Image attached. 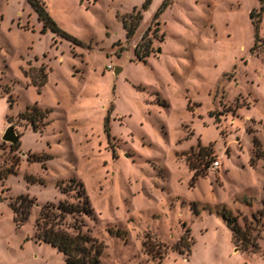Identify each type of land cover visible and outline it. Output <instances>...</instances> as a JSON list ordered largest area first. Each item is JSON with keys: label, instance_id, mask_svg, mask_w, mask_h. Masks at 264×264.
I'll list each match as a JSON object with an SVG mask.
<instances>
[{"label": "rangeland", "instance_id": "obj_1", "mask_svg": "<svg viewBox=\"0 0 264 264\" xmlns=\"http://www.w3.org/2000/svg\"><path fill=\"white\" fill-rule=\"evenodd\" d=\"M42 1L58 29L28 0H0V264H65L35 224L77 182L101 264H264L261 2L152 0L128 38L121 17L146 0ZM34 104L49 109L37 127L19 115ZM199 144L213 149L201 174L188 159ZM222 207L258 250L236 243Z\"/></svg>", "mask_w": 264, "mask_h": 264}, {"label": "trees", "instance_id": "obj_2", "mask_svg": "<svg viewBox=\"0 0 264 264\" xmlns=\"http://www.w3.org/2000/svg\"><path fill=\"white\" fill-rule=\"evenodd\" d=\"M28 1L37 12L39 19L43 21V30H45L46 27L58 29L42 0ZM151 1L152 0H146L142 8L134 7L129 13L122 15L121 22L128 38L131 37L139 27L143 19L142 10L146 8ZM262 1L263 0H260L261 5L257 15L264 12V3ZM166 4L165 2L162 6H166ZM255 11H257L256 8L250 13L252 18H255ZM156 15H158V13ZM258 21H260V19L255 20L257 28ZM135 54L139 59H145L149 56V49L145 48L143 52H140L139 49L136 48ZM36 75L39 79L36 84L39 86L45 85L47 82V72L40 69ZM48 111L49 109L42 110L38 105L34 104L33 106L27 107L25 111L20 112L19 115L23 119L33 123L34 127H37L40 123V119H37V117L44 118ZM14 146H18V144ZM197 147V151L192 149L191 153L188 155V159L190 160L191 167L196 169L197 174H201L205 167L208 166V159H210L209 157L213 149L211 146H202L200 144ZM191 158L196 160L191 161ZM201 165L204 166L201 167ZM72 181H74V179ZM59 187L67 198L60 200L58 203L48 202L42 206L40 215L35 224V238L40 242H48L62 251L65 254V264H101V256L105 244L96 236L91 235L89 229H85L87 224L84 220V216H92L94 209L84 185L81 182H77L75 185L71 184L69 186L59 184ZM74 189L76 191L75 194H71ZM70 197L74 198L75 201L70 200ZM26 201L32 202L28 196L20 195L11 203L15 213L14 218L19 225L25 223L31 211L32 204H27ZM219 212L227 225L232 229L234 240L238 245L239 242H242V247L248 250H258L260 248L256 242L246 235V230L242 229L238 223L237 217L232 214L230 209L222 207ZM116 231L117 234L120 233L119 230ZM184 236L185 235H183L176 244L177 248H180L179 244L186 241V236ZM188 246H190L189 243ZM181 251L183 252L182 249Z\"/></svg>", "mask_w": 264, "mask_h": 264}, {"label": "water", "instance_id": "obj_3", "mask_svg": "<svg viewBox=\"0 0 264 264\" xmlns=\"http://www.w3.org/2000/svg\"><path fill=\"white\" fill-rule=\"evenodd\" d=\"M158 51H161V49L158 48ZM119 70H120V68H117L116 72H118ZM2 138H3V140L11 142L12 144H14V143L19 141L20 136H19V133L16 131L15 126L10 125L5 130Z\"/></svg>", "mask_w": 264, "mask_h": 264}, {"label": "built area", "instance_id": "obj_4", "mask_svg": "<svg viewBox=\"0 0 264 264\" xmlns=\"http://www.w3.org/2000/svg\"><path fill=\"white\" fill-rule=\"evenodd\" d=\"M218 165H219L218 160H213V161H212V166L217 167Z\"/></svg>", "mask_w": 264, "mask_h": 264}, {"label": "crops", "instance_id": "obj_5", "mask_svg": "<svg viewBox=\"0 0 264 264\" xmlns=\"http://www.w3.org/2000/svg\"><path fill=\"white\" fill-rule=\"evenodd\" d=\"M259 5H260V0H259Z\"/></svg>", "mask_w": 264, "mask_h": 264}]
</instances>
